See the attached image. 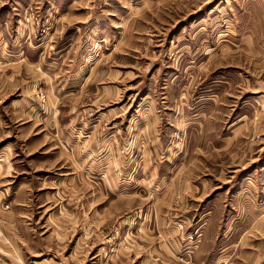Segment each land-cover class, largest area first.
Wrapping results in <instances>:
<instances>
[{
  "label": "rangeland",
  "instance_id": "1",
  "mask_svg": "<svg viewBox=\"0 0 264 264\" xmlns=\"http://www.w3.org/2000/svg\"><path fill=\"white\" fill-rule=\"evenodd\" d=\"M1 50L0 264H264V0H0Z\"/></svg>",
  "mask_w": 264,
  "mask_h": 264
},
{
  "label": "crops",
  "instance_id": "2",
  "mask_svg": "<svg viewBox=\"0 0 264 264\" xmlns=\"http://www.w3.org/2000/svg\"><path fill=\"white\" fill-rule=\"evenodd\" d=\"M0 58H3V51L1 50ZM4 83L3 79H1L0 83V97L4 94V89H7V86ZM10 134V128H9V122L7 121L6 115H4V111L2 108H0V144L4 141H7ZM10 148L7 147V145H4L3 147H0V185H8L9 184V177L11 173V163L9 162V152ZM7 183V184H5ZM8 189H5L4 191H0V201L1 199L6 200V196L3 192H7ZM17 192L19 194V190L17 189ZM17 194V195H18ZM16 199V196L13 198V200ZM12 206V205H11ZM21 216V214H20ZM19 216L14 213L13 211H8L4 214V221L0 223L1 227V235L2 237L0 240L5 244H9L7 248L3 246L4 249L11 250L14 252H17L19 255L20 251L24 249L25 245V237L26 234L24 231L19 230V224L21 225V221H19ZM15 253V255L17 256Z\"/></svg>",
  "mask_w": 264,
  "mask_h": 264
}]
</instances>
